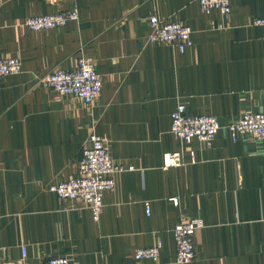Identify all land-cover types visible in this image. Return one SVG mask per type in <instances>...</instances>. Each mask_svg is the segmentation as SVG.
Segmentation results:
<instances>
[{
  "label": "crops",
  "instance_id": "obj_1",
  "mask_svg": "<svg viewBox=\"0 0 264 264\" xmlns=\"http://www.w3.org/2000/svg\"><path fill=\"white\" fill-rule=\"evenodd\" d=\"M231 5L224 16L198 0H0V58L23 64L0 77V264L57 254L81 264H180L173 229L191 218L203 225L187 264H264V142L228 129L241 114L264 111V25L255 23L264 0ZM71 9L78 18L64 26L25 24ZM153 14L189 24L193 45L151 42ZM81 57H92L102 76L94 104L38 84ZM180 102L219 119L211 145L171 132ZM93 132L124 167L98 219L49 190L76 174ZM175 151L187 159L195 152V161L166 166ZM154 245L158 260L136 258V248Z\"/></svg>",
  "mask_w": 264,
  "mask_h": 264
},
{
  "label": "built area",
  "instance_id": "obj_2",
  "mask_svg": "<svg viewBox=\"0 0 264 264\" xmlns=\"http://www.w3.org/2000/svg\"><path fill=\"white\" fill-rule=\"evenodd\" d=\"M203 11L211 12L218 9L224 16H229L232 10L231 0H198ZM78 18V10L58 11L51 14L33 15L25 20V24L33 30H42L64 26L67 22ZM152 31L149 40L156 44L175 45L181 51L193 45V28L182 21L165 19L156 15L148 18ZM255 23L264 25V17L256 18ZM23 70L20 57L10 56L0 58V77ZM38 84L53 90L62 96L80 99L87 105H92L101 95L103 80L97 70L96 61L92 57H81L71 69L55 68L44 73ZM171 132L181 140L190 144L200 140L211 145L222 125L212 114H192L185 102H180L171 114ZM228 129L234 137L245 136L252 140L264 142V111L245 112L233 120ZM91 146L83 150L77 172L66 181L51 184L49 190L61 200H79L84 202L98 219L105 205L106 192L115 190L117 186L116 173L124 167L111 156L106 138L93 132L90 135ZM195 152H190L189 159L184 152L175 151L165 154V165H183L195 161ZM146 213L151 215V203L146 201ZM199 218L182 219L174 227L177 248V262L187 264L196 257L194 236L202 227ZM27 257L26 248H23ZM161 246L139 247L135 250L137 259L152 258L158 260ZM25 264H35L28 263ZM36 264H80L72 261L70 256L52 255L47 260Z\"/></svg>",
  "mask_w": 264,
  "mask_h": 264
},
{
  "label": "rangeland",
  "instance_id": "obj_3",
  "mask_svg": "<svg viewBox=\"0 0 264 264\" xmlns=\"http://www.w3.org/2000/svg\"><path fill=\"white\" fill-rule=\"evenodd\" d=\"M83 203H84V202H83ZM67 255L69 256V254H67ZM70 258H71V260H72V261H74V260L72 259V257H71V256H70ZM80 264H81V263H80Z\"/></svg>",
  "mask_w": 264,
  "mask_h": 264
}]
</instances>
